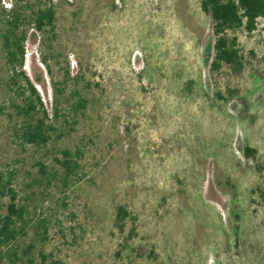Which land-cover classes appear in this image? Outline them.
I'll list each match as a JSON object with an SVG mask.
<instances>
[{"label": "rangeland", "instance_id": "obj_1", "mask_svg": "<svg viewBox=\"0 0 264 264\" xmlns=\"http://www.w3.org/2000/svg\"><path fill=\"white\" fill-rule=\"evenodd\" d=\"M52 2L54 33L28 27L23 66L55 124L44 148L15 135L23 98L7 85L0 42V165L51 221L48 259L36 250L35 264H264L261 25L236 32L245 68L235 75L211 69L213 24L200 0ZM46 3L17 6L29 17ZM54 84L65 86L57 120ZM79 96L87 106L75 112ZM64 152L79 179L48 185L38 163L62 177ZM119 207L129 213L122 228Z\"/></svg>", "mask_w": 264, "mask_h": 264}, {"label": "trees", "instance_id": "obj_2", "mask_svg": "<svg viewBox=\"0 0 264 264\" xmlns=\"http://www.w3.org/2000/svg\"><path fill=\"white\" fill-rule=\"evenodd\" d=\"M24 1L16 0L14 7L6 9L0 0V42L6 65L12 71L7 85L10 88L16 86L19 95L23 98L22 106L15 107L25 118L16 126L15 135L20 140L21 146L40 149L51 141L52 133L56 128L53 122L47 123L49 112L36 86L23 70L25 43L28 39V27H32L38 34L53 35L56 8L52 0H47L43 7L32 10L30 16L26 17L22 9L17 6V3ZM200 9L211 18L213 24L215 39L211 69L220 71L226 67L233 74L240 75L245 68V61L235 34L242 30L250 35L261 25V32L264 35V0H200ZM43 63L50 71L46 58H43ZM21 78L26 84L25 87H21L19 83ZM68 78L69 72L66 71L63 83H66ZM53 89L55 99L52 115L57 120L62 110V102L58 95L62 97L65 86L57 88L54 84ZM86 106V100L79 96L72 108L77 112L86 109ZM256 152L254 148H245V155L248 158L255 157ZM63 154V160L57 159L58 165L62 168V177L57 173L47 174L45 165L38 163L41 167V179L48 185L57 181L67 188L79 179L77 177L79 166L73 155L70 152ZM38 210L35 206L32 212L28 208L27 199L21 197L16 185V172L6 170L0 165V264H35L36 250L43 262L47 261L48 256L44 254L43 248L49 240L51 221L45 214H37ZM128 215L123 207H119L116 224L122 228V222ZM52 264H60V262L53 261Z\"/></svg>", "mask_w": 264, "mask_h": 264}, {"label": "built area", "instance_id": "obj_3", "mask_svg": "<svg viewBox=\"0 0 264 264\" xmlns=\"http://www.w3.org/2000/svg\"><path fill=\"white\" fill-rule=\"evenodd\" d=\"M2 5H4L6 9H10L11 8V4L6 3V0H2Z\"/></svg>", "mask_w": 264, "mask_h": 264}]
</instances>
